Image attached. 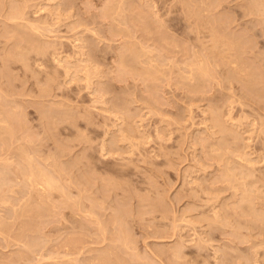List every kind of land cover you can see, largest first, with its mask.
Here are the masks:
<instances>
[{
    "label": "rangeland",
    "instance_id": "obj_1",
    "mask_svg": "<svg viewBox=\"0 0 264 264\" xmlns=\"http://www.w3.org/2000/svg\"><path fill=\"white\" fill-rule=\"evenodd\" d=\"M260 2L0 0V264H264Z\"/></svg>",
    "mask_w": 264,
    "mask_h": 264
},
{
    "label": "bare ground",
    "instance_id": "obj_2",
    "mask_svg": "<svg viewBox=\"0 0 264 264\" xmlns=\"http://www.w3.org/2000/svg\"><path fill=\"white\" fill-rule=\"evenodd\" d=\"M254 1H255V0H254ZM256 1H257V0H256ZM257 3H258V2H257ZM260 3H261V2H260ZM262 3H263V0H262ZM262 3H261V4H262ZM13 4H14V3H13ZM263 4H264V3H263ZM254 5H256V4H254ZM256 6L258 7V4H257ZM259 6H260V5H259ZM261 6H262V5H261ZM14 7H16V6H14ZM105 7H106V6H105ZM253 7H254V6H253ZM188 8H189V7H188ZM259 8H260V7H259ZM15 9H16V8H15ZM107 9H108V8H107ZM107 9H106V10H107ZM195 10H196V9H195ZM255 10L257 11V9H255ZM262 10H263V9H262ZM192 11H193V10H192ZM192 11H191V12H192ZM197 12H198V11H197ZM263 12H264V11H263ZM194 13H195V12H193V16L195 17L196 14H194ZM254 14H255V13H254ZM260 14H261V13H260ZM263 14H264V13H263ZM198 15H199V12H198ZM258 15H259V14H258ZM263 16H264V15H263ZM198 17L200 18L201 16H198ZM255 17H256V16H255ZM257 18H258V17H257ZM260 19H261V17H260ZM262 21H264V19H263ZM262 21H261V22H262ZM261 22H260V23H261ZM262 25H263V24H262ZM211 27H212V26H211ZM215 30H216V29L214 28V31H215ZM212 31H213V27H212ZM28 32H29V30H28ZM262 32H263V31H262ZM262 32H261V34H262ZM214 33H215V32H214ZM214 33H213V36H214ZM30 34L33 35V33H30ZM221 34H222V33H221ZM32 35H31V36H32ZM218 35H219V34H218ZM222 35H224V34H222ZM263 35H264V34H263ZM24 36H25V35H24ZM27 36H28V35H27ZM27 36L25 37V39L27 38ZM28 37H29L30 39H31V38L33 39V37H30V35H29ZM219 38H220V36H219L217 39H219ZM224 38H225V36H224ZM229 38H230V37H229ZM234 38H235V37H234ZM27 39H28V38H27ZM30 39H29V41H31ZM221 39L223 40V38H221ZM221 39H220V40H221ZM226 39H227V38H226ZM226 39H225V40H226ZM23 40H24V38H23ZM215 40H216V38H215ZM228 40H229V39H228ZM238 40H239V38H238ZM25 41H26V40H25ZM36 41H37V40H35V42H36ZM226 41H227V40H226ZM26 42H27V41H26ZM26 42H25V48H27V46H26V45H27ZM38 42H39V40H38ZM38 42H37V43H38ZM214 42H216V41H214ZM233 42L235 43L236 41H231V42H229V43L226 42V44L228 43V45L233 46V45H234ZM237 42H238V41H237ZM27 43H29V42H27ZM33 43H34V41L31 42L30 45L33 44ZM43 43H44V42H43ZM217 43H219V40H218ZM230 43H233V45L230 44ZM34 44H36V43H34ZM39 44H40V43H39ZM46 44H47V43H46ZM224 44H225V43H223V45H224ZM236 44H237V43H236ZM17 45H18V43H17ZM19 45H20V44H19ZM30 45H29V46H30ZM37 45H38V44H37ZM43 45H44V44H43ZM48 45H49V44H48ZM48 45H47V46H48ZM216 45H217V44H216ZM20 46H21V45H20ZM20 46L17 47L16 49L20 48ZM38 46H39V45H38ZM47 46H46V48H47ZM231 46H229V47H231ZM238 46H239V45H238ZM32 47H33V46H32ZM32 47H30V48H32ZM36 47H37V46H36ZM41 47H42V46H41ZM41 47H39L38 50L35 48V50H36V51H39V49H40ZM43 47H44V46H43ZM234 47H235V46H234ZM234 47H233V48H234ZM21 48H22V46H21ZM21 48H20V49H21ZM25 48H24V49H25ZM46 48H45V49H46ZM226 48H227V47H226ZM233 48L231 47V48H229V50H230V49H233ZM33 49H34V48H33ZM45 49H44V50H45ZM227 49H228V48H227ZM234 49H235V48H234ZM29 50H30V49H28L27 51H29ZM40 50L43 51V48H41ZM233 51H234V50H233ZM239 51H240V50H239ZM15 52H16V51H15ZM24 52H25V51H24ZM25 53H26V52H25ZM236 53H237V52H236ZM16 54H17V53H16ZM18 54L21 55V54H22L21 51H20V53H18ZM23 54H24V53H23ZM23 54H22V55H23ZM132 54H135V53H132ZM132 54H131V55H132ZM221 54H222V53H221ZM26 55H27V53H26ZM41 55H42V54H41ZM123 56H125V55H123ZM135 56H136V55H135ZM223 56H224V53H223ZM17 57H18V56H17ZM24 57H25V56H23V58H24ZM20 58H21V57H20ZM20 58H19V59H20ZM23 58H21V60H22L21 62L24 61L25 58H24V59H23ZM122 58H123V57H122ZM26 59H27V58H26ZM26 59H25V60H26ZM29 59H30V58H29ZM132 59H133V57H132ZM16 60H18V58H17ZM237 60L239 61L240 58L237 59ZM26 61H27V60H26ZM26 61H24V62H25L26 64H28V62H26ZM134 61H136V59H135ZM241 61H243V60H241ZM123 62H124V64L126 63L125 61H123ZM120 63H121V62H120ZM128 63H129V62H128ZM136 63H137V62H136ZM204 63H205V62H204ZM122 64H123V63H122ZM126 64H127V63H126ZM129 64H130V63H129ZM199 64H200V66L202 65L201 62H200ZM130 65H131V64H130ZM203 65H205V64H203ZM203 65H202V66H203ZM243 65H244V62H243ZM24 66H27V65H24ZM198 66H199V65H198ZM198 66H197L198 69L195 67L196 70H197V72H198V70L201 69L200 66H199V67H198ZM202 66H201V67H202ZM206 66H207V65H205V66H203V67L206 69ZM131 67H132V65H131ZM133 67H135V66H133ZM137 68H138V67H137ZM199 68H200V69H199ZM138 69L140 70L141 67L138 68ZM146 69H147V68H145V69L143 70V67H142V70H143V71H145ZM147 70L149 71V69H147ZM209 70H210V69H209ZM209 70H208V67H207V69L204 71V72H207V73L204 74V73L202 72L203 75H204V76H203V75H202V76H203V77H205V75L208 76V74H209L208 71H209ZM140 71H141V70H140ZM143 71H141V72H143ZM149 72H150V71H149ZM197 72H196V73H197ZM146 73H147V71H146ZM193 73L195 74V72H193ZM199 73H200V75L202 74L200 71H199ZM246 73H247V72H246ZM148 74H149V73H148ZM151 74H152V73H151ZM198 75H199V74H198ZM200 75H199V77H201ZM250 75H251V74H250ZM246 76H247V74H246ZM195 77H197V76L195 75ZM247 77H248V76H247ZM201 78H202V77H201ZM249 78H250V76H249ZM204 79L206 80V78H204ZM247 79H248V78H247ZM247 79H246V80H247ZM198 80H199V79H197V81H198ZM201 80L203 81V78H202ZM201 80H200V81H201ZM249 80H250V79H249ZM197 83H198V82H197ZM200 83H201V82H200ZM202 83H203V82H202ZM193 84H194V83H193ZM203 84H204V83H203ZM201 85H202V84H201ZM197 86H198V85H197ZM203 86L205 87V84H204ZM201 88H202V87H201ZM4 91H5V89H4ZM3 96H4V95H3ZM1 97H2V96H1ZM11 98H13V96H12ZM8 103H9V102H8ZM8 103H7V104H8ZM16 105H17V103H16L15 105H13V107L15 106V107H14L15 109L18 108V107H17L18 105H17V106H16ZM19 106H20V105H19ZM2 109H4V108H2ZM8 110L10 111V108L8 109V107H7V111H8ZM0 111H1V110H0ZM16 111H17V112H16ZM18 111H19V109L14 110V112H16V113L14 114L13 111L11 110V114H12L13 116L16 117V115L18 114ZM20 112H22V114H21ZM214 112H216V110H214ZM3 113H4V111H3ZM6 114H8V113L6 112ZM11 114H9V115H11ZM20 114H21V117H23V118L25 117V116H22V115H23V111H21V110L19 111V116H20ZM213 114H215V113H213ZM217 114H218V112L216 113V115H217ZM1 115H2V114H0V116H1ZM3 115H4V114H3ZM9 115H7V116H9ZM12 115H11V118H12ZM216 115H215V116H216ZM217 116H218V118H219V114H218ZM3 117H4V116H3ZM15 117H14V118H15ZM17 117H18V116H17ZM17 117H16V120H15L14 118H13L12 120L17 121V119H18ZM1 118H2V117H1ZM1 118H0V121H3L2 119L5 120V118H2V119H1ZM19 118H20V117H19ZM23 118H22V119H23ZM65 119H66V118H65ZM6 120H8V117L6 118ZM9 120H10V119H9ZM18 120H19V122L22 123V120H21V121H20V119H18ZM215 120H216V119H215ZM215 120H214V122L216 123ZM23 121H25V120H23ZM10 122H12V121L10 120ZM17 122H18V121H17ZM17 122H16V123H17ZM219 122H220V121H219ZM3 123H4V122H3ZM52 123H54V122H52ZM217 123H218V121H217ZM220 123H221V122H220ZM220 123H219V124H220ZM6 124H7V123H5V126H6ZM8 124H13V125H14V122H13V123H8ZM8 124H7V128H8V129H7V128H4V127H3L4 125H3V126H0V129H1L0 132H1V131H3L2 133H6V132H8L7 134H9V135L12 134L14 131H13L12 128H11L12 126L10 127V125H9L10 128L8 127ZM222 124H223V123H221L220 125H221V127L224 129V127L222 126ZM16 125H17V124H16ZM16 125H15V126H16ZM216 125H217V124H216ZM220 125H219V126H220ZM18 126H19V125H18ZM18 126H16V127H18ZM217 126H218V125H217ZM224 126H225V125H224ZM2 127H3L4 129H3ZM221 127H220V128H221ZM222 128H221V130H222ZM227 128H228V127H227ZM227 128H226V129H227ZM5 129H6V132H4ZM18 129H19V128H18ZM228 129H229V128H228ZM9 130H11L10 132H12V133H10ZM224 130H225V129H224ZM262 130H263V129H262ZM233 131H234V130H233ZM21 132L23 133V131H21ZM227 132H228V131H227ZM229 132H230V131H229ZM2 133H1V134H2ZM16 133H17V132H16ZM225 133H226V130H225ZM263 133H264V132H263ZM20 134H21V133H20ZM20 134H19V136H20ZM26 134H27V133H26ZM229 134H230V133H229ZM232 134H233V133H232ZM232 134H231V135H232ZM234 134H235V133H234ZM13 135H14V134H12V135H10V136H13ZM15 135H16V134H15ZM21 135H22V134H21ZM24 135H25V133L23 134V136H24ZM231 135H230V137H231ZM26 136H27V135H26ZM234 136L236 137V135H234ZM15 137H16V136H15ZM24 137H25V136H24ZM235 137H234V138H235ZM237 137H238V136H237ZM12 138H13V137H12ZM28 138H29V137H28ZM26 139H27V138H26ZM232 139H233V135H232ZM236 139H238V138H236ZM236 139H235V140H236ZM13 140H14V139H13ZM15 140H17V139L15 138ZM235 140H234V141H235ZM23 141H26V140H23ZM232 141H233V140H232ZM14 142H15V141H14ZM27 143H28V141H27ZM21 144H22V143H21ZM21 144H19V146H21ZM24 144H25V143H23V146H24ZM19 146H17V147H19ZM17 147H16V149H17ZM21 147H22V146H21ZM21 147H19V149L23 150ZM19 149H18V150H19ZM30 149H31V148H30ZM21 150H20V152H21ZM25 150H28V149L26 148V146H25ZM25 150H23V151L26 153ZM23 151H22V152H23ZM31 151H32V149H31ZM24 152L21 153V155L25 154ZM32 152H33V151H32ZM29 153H30V152H29ZM29 153H28L27 155H29ZM16 154H17V153H16ZM33 154H34V153H33ZM35 154H36V153H35ZM18 155H19V154H18ZM31 155H32V153L30 154V157H31ZM36 155H37V154H36ZM47 155H48V154H47ZM49 155H50V154H49ZM19 156H20V155H19ZM37 156H38V155H37ZM40 156H41V155H39V157H40ZM22 157L24 158V156H22ZM27 157H28V159H27ZM30 157L25 155V158H26L28 161L25 160V161H27V163H25V162L23 161V163H25V164L28 166V167H26V165L23 166V168L25 169V171H24V170H23V171H24V173L26 174V176H25L24 173H22V174H24V175H22V177H23V178L25 177V178H24V180H25V184H26V180H28L30 186H32V184H33L34 186H35V185H36V186L38 185L37 187H39V188L42 189V190H40V189H38V188H37V189H38V191H41V192H43L45 188H46V189H47V188H58L59 190H60V189H63V186H64L65 184H64L63 186L60 185V184H58V183H59V181L57 180L58 178L56 179L55 177H53L50 171H46V169L49 168V167H47L46 169H44V168L41 166L42 164H41V165L39 164V166H38L37 164H38L39 162H35L36 159H33V160H35L34 163H37V164H35L36 168H37L38 170H40V171H42V169H44L45 171L43 170L42 172H40V171H38V170H34V169H35V166H34V169H33L32 166H33L34 164H33L32 160H31V159L34 157V155H33V157H32L31 159H30ZM48 157H49V156H48ZM44 158H46V157H44ZM20 160H21V157H20ZM22 160H23V159H22ZM46 160H47V159H46ZM4 161H5V160H4ZM15 161H16V160H15ZM16 162H17V161H16ZM21 162H22V161H21ZM1 163H3V161H2ZM5 163H7V162H5ZM5 163H3L4 166H5ZM9 163H11V162H9ZM12 163H13V161H12ZM3 164H2V165H3ZM32 164H33V165H32ZM9 165H10V164H9ZM6 166H7V165H6ZM37 166H38V167H37ZM40 166L42 167V169H40V168H41ZM17 167H19V166L17 165ZM31 167H32V169H33L34 171H33L32 169H29L30 171H27V170H26V169L31 168ZM44 167H45V166H44ZM50 167H52V166H50ZM15 168H16V167H15ZM20 169H21V168H20ZM50 169H51V168H50ZM50 169H49V170H50ZM1 170L3 171V169H1ZM18 170H19V169H18ZM51 170H52V169H51ZM228 170H229V169H228ZM228 170L226 169V171H228ZM26 171H27V172H30V173H26ZM37 171L40 172V174H39ZM52 171L55 172L54 170H52ZM223 171H224V170H223ZM226 171H224V172H226ZM43 172H44V173H43ZM46 172H48V173L51 174V175L48 176V175H47L48 173L46 174ZM53 172H52V173H53ZM229 172H230V171L227 172V175H223V176H228V173H229ZM35 173H36V174H35ZM55 173H56V172H55ZM37 174L40 175L39 177H42V178H40V180H37V179L39 178ZM222 174H223V172H222ZM225 174H226V173H225ZM229 174H230V173H229ZM231 174H232V173H231ZM0 175H2V174H0ZM27 175H28V178H26ZM229 176H230V175H229ZM36 177H37V178H36ZM0 178H1V177H0ZM23 178H22V179H23ZM29 179H30V181H29ZM59 179H60V178H59ZM230 179H231V178H230ZM56 180H57V181H56ZM22 181H23V180H22ZM57 182H58V183H57ZM70 182H71V181H70ZM30 183H31V184H30ZM242 183H243V182H242ZM56 184H58V186H59V187L61 186L62 188H61V187L59 188ZM26 185H28V184H26ZM245 185H246V183H245ZM245 185H244V186H245ZM83 187H84V186H83ZM67 188H68V187H67ZM81 188H82V187H81ZM46 189H45V190H46ZM64 189H65V187H64ZM64 189H63V190H64ZM79 189H80V187H79ZM83 189H84V188H82V189H80V190L82 191ZM63 190H62V191H63ZM36 191H37V190H36ZM38 191H37V193H36L37 195L39 194ZM60 191H61V190H60ZM41 192H40V193H41ZM64 192L66 193L65 190H64L62 193H64ZM82 192H83V191H82ZM243 192H244V193H247V190H246V191L243 190ZM65 193H64V194H65ZM43 194H44V193H41L42 196H43ZM39 195H40V194H39ZM44 195H45V194H44ZM65 195H66V194H65ZM45 196H46V195H45ZM45 196H43L44 198L40 196L41 198L38 197L40 200H39L38 198H37L36 200H37V201L39 200V201L42 202V199H44L43 201L46 202L45 199L47 198V200H48V196H46V197H45ZM66 197H67V195H66ZM246 197H247V196H246ZM69 198H70V197H67V199H69ZM142 198H143V197H142ZM145 199H146V198H145ZM246 199H249V196H248ZM243 200H245V199H243ZM39 201H38V202L34 201V202H36V204H33V207H36V208H35V210H36L35 212H37L38 206L42 204V203H41V204H38V203H40ZM96 201H99V202L102 203L101 200L96 199ZM250 201H251V200L249 199V202H250ZM27 202H28V201H27ZM247 202H248V200H247ZM30 203L32 204L33 202L30 201ZM30 203H27V204L25 203V204H26V205L24 204L25 207H26L28 204H30ZM31 204H30V205H31ZM37 204H38V205H37ZM46 204H47V203H46ZM46 204H44V205H46ZM51 204H52V203L50 202V206L53 205V204H52V205H51ZM67 204H68V203H67ZM30 205H28V206H30ZM34 205H35V206H34ZM42 205H43V204H42ZM100 205H101V204H100ZM28 206H27V207H28ZM31 206H32V205H31ZM31 206H30L29 208L32 209L33 207H31ZM46 206H49V205H46ZM152 206H153V205H152ZM248 206H249V205H248ZM39 207H40V206H39ZM48 208H49V207H48ZM53 208H54V207H53ZM249 208H250V207H249ZM247 209H248V207H247ZM250 210H251V209H250ZM31 211H32V210H31ZM119 211H120V210H119ZM119 211H117V212H119ZM37 213H38V212H37ZM90 213L93 214V211H92V212L89 211V215H91ZM38 214H39V213H38ZM95 214H96V212H95ZM114 214H116V213L114 212ZM119 214H120V213H119ZM119 214H118V215H119ZM116 215H117V214H116ZM120 215H121V214H120ZM92 216H93V215H92ZM114 216H115V215H114ZM118 217H120V216H118ZM116 218H117V216H116ZM117 219L120 220V218H117ZM113 220H114V219H113ZM98 221H99V220H98ZM101 221H102V220H100V223H99V222H97V223H99V225H101V223L103 222V221H102V222H101ZM122 221H123V220H122ZM122 221L120 220L119 222L121 223ZM3 222H4V221L2 220V221L0 222V224H1V223L3 224ZM114 222L117 223L118 221L115 219ZM114 222H113V223H114ZM119 222H118V223H119ZM124 222H125V220H124ZM30 223H31V222H30ZM118 223H117L116 225L114 224V225H115V226H114V227H115V230H117V229L120 230V229H121V232L123 233V231H125V230L122 231V227L124 226V223L122 222V225H123V226L119 224L120 228H117L116 226H118ZM104 224H105V223H104ZM25 225H26V224H25ZM99 225H98V226H99ZM1 226H3V225H1ZM119 226H118V227H119ZM121 226H122V227H121ZM125 226H126V224H125ZM24 227H25V226H24ZM99 227H100V226H99ZM103 227L105 228L106 225H104ZM125 228H126V227H125ZM125 228H124V229H125ZM97 229H98V228H97ZM102 229H103V228H102ZM102 229L100 228V231H101ZM119 230H117V231H119ZM127 230L129 231L128 227H127ZM127 230L125 231V234H123V235H122V233H120V232H119V233H120V235H119V234L115 231V233L118 234V236H117L115 239H118V238H119L118 240L120 241V237H121V235H122V236H123V237H121V240H122V241H120V242H121V243L123 242V244H121V243H120V244L123 245V247H126V248H128L129 245H130V244H129L130 242L127 243V241H126V240L128 239V238H127V237H128V232H127ZM104 231H106V230L104 229ZM98 232H99V231H98ZM101 232H103V231H101ZM101 232H99V233H101ZM126 233H127V235H126ZM102 234H104V232H103ZM102 234H101V235H102ZM116 234H115V235H116ZM115 235H113V236H115ZM102 236H103V235H102ZM105 236H106V234H105ZM129 236H130V235H129ZM99 237H100V235H99ZM129 240H130V239H129ZM113 241H114V240H113ZM115 241H117V240H115ZM130 241H131V240H130ZM26 242H27V241H26ZM112 243H113V242H112ZM117 243H118V242H117ZM25 244H26V243H25ZM125 245H126V246H125ZM25 246H26V248H27V246L29 247L28 244L25 245ZM109 246H111V245H109ZM113 246H114V245H113ZM127 246H128V247H127ZM130 246H131V245H130ZM111 247H112V246H111ZM116 247H117V246H116ZM178 247H179V245H178ZM29 248H30V247H29ZM29 248H27V249H29ZM117 248H118V247H117ZM117 248H116V250H117ZM121 248H122V247H121ZM131 248H132V247H131ZM175 248H177V247H175ZM179 248H180V247H179ZM181 248H182V247H181ZM181 248H180V250H178L177 252H180V251H181ZM108 249L110 250V248H108ZM112 249H113V248H111V250H112ZM119 249H120V248H119ZM122 249H124V248H122ZM122 249H121V250H122ZM128 249H129V248H128ZM171 249H172V248H171ZM105 250H107V249H105ZM109 250H108V251H109ZM114 250H115V249H114ZM112 251H113V250H112ZM173 251L175 252L176 249H175V250L173 249ZM173 251H172V252H173ZM110 252H111V251H110ZM113 252H114V251H113ZM121 252H122V251H121ZM126 252H127V250L125 249V253H126ZM111 253H112V252H111ZM175 253H176V252H175ZM180 253H181V252H180ZM105 254H106V253H105ZM109 254H110V253H109ZM134 254H135V253H134ZM134 254H133V255H134ZM176 254H177V253H176ZM181 254H182V253H181ZM101 255H102V254H101ZM103 255H104V254H103ZM133 255H132V256H133ZM134 256H136V255H134ZM175 256H176V255H174L173 257H175ZM101 257H102V256H101ZM178 257H179V255H178L176 258L178 259ZM180 257H181V256H180ZM64 258H65V257H64ZM66 258H67V257H66ZM112 258H113V257H112ZM136 258H138V254H137ZM69 259H70V258H69ZM69 259L67 258V260H69ZM76 259H77V258H75L74 260L77 261ZM101 259H102V258H101ZM104 259H105V258H104ZM67 260H66V261L64 260V261L67 262ZM97 260H98V259H97ZM102 260H103V259H102ZM105 260H106V259H105ZM107 260H108V259H107ZM118 260H119V258H118ZM57 261H58V260H57ZM64 261H63V262H64ZM70 261H71V260H70ZM70 261H69V262H70ZM72 261H73V260H72ZM72 261H71L70 263H72ZM55 262H56V261H54L53 264H54ZM59 262H60V261H59ZM63 262H62V263H63ZM69 262H67L66 264H68ZM73 262H74V261H73ZM77 262H78V261H77ZM110 262H111V261H110ZM113 262H114V259H113ZM118 262H120V261H118ZM57 263H58V262H57ZM78 263H79V262H78ZM107 263H108V261H107ZM142 263H143V261H142ZM50 264H51V263H50ZM58 264H60V263H58ZM64 264H65V263H64ZM75 264H77V263H75ZM112 264H113V263H112ZM143 264H144V263H143Z\"/></svg>",
    "mask_w": 264,
    "mask_h": 264
}]
</instances>
